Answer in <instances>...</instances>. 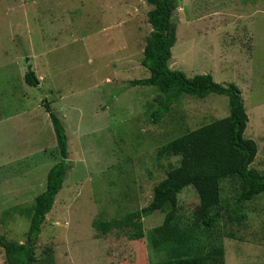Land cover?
<instances>
[{
	"label": "rangeland",
	"instance_id": "rangeland-1",
	"mask_svg": "<svg viewBox=\"0 0 264 264\" xmlns=\"http://www.w3.org/2000/svg\"><path fill=\"white\" fill-rule=\"evenodd\" d=\"M151 9L145 0H0V234L7 240L25 241L34 198L60 160L43 101L67 136L68 170L41 226L38 259L47 247L54 264L165 259L147 237L130 241L117 230L103 236L92 222L146 207L153 188L177 165V158H158V148L227 117L229 104L223 95L183 96L158 123L152 121L162 95L131 83L149 76L141 62ZM171 21L176 42L170 68L237 86L250 123L262 121L264 0H174ZM28 65L39 80L36 87L24 82ZM214 110L225 114L215 116ZM203 115L209 119L202 121ZM251 130L244 132L258 147L251 167L264 174V136H250ZM257 132L262 135V128ZM220 190L229 212L205 237L212 234L211 241L222 244L224 264H264V195L239 205L237 177L222 180ZM197 204L192 187L178 196L188 221ZM163 217L156 211L143 218L145 234Z\"/></svg>",
	"mask_w": 264,
	"mask_h": 264
},
{
	"label": "trees",
	"instance_id": "trees-1",
	"mask_svg": "<svg viewBox=\"0 0 264 264\" xmlns=\"http://www.w3.org/2000/svg\"><path fill=\"white\" fill-rule=\"evenodd\" d=\"M145 1L152 6L147 15L151 33L141 65L149 76L131 83L154 87L162 95L159 107L151 114L152 121L158 123L183 96L200 99L210 94L226 96L229 115L160 146L158 158L178 160L177 165L171 167L165 178L153 188L149 204L118 219L94 220L92 226L103 236L117 230L123 231L130 241L147 237L152 248L165 255L163 261L148 264H224L222 244L212 242V234L205 237L206 231L210 234L223 215L229 212V200L222 198L220 182L235 177L241 180L242 191L234 199L239 205L264 195V174L251 167L257 145L243 136L248 116L241 91L233 84L222 86L216 83L209 74L187 77L183 72L171 69V49L176 42V28L171 21L174 0ZM24 82L30 87L39 84L29 65ZM42 105L52 125L60 160L49 169L44 191L34 198L25 241L16 243L0 234L5 264H54L51 247L45 248L43 259L36 257L35 247L41 226L52 210L68 170V146L62 122L49 102L43 101ZM187 187L193 188L198 199L189 221L178 205V196ZM156 211L164 213L163 221L145 234L142 219Z\"/></svg>",
	"mask_w": 264,
	"mask_h": 264
},
{
	"label": "crops",
	"instance_id": "crops-1",
	"mask_svg": "<svg viewBox=\"0 0 264 264\" xmlns=\"http://www.w3.org/2000/svg\"><path fill=\"white\" fill-rule=\"evenodd\" d=\"M242 94V93H241ZM242 96V95H241ZM243 104H244V102H243ZM209 108V107H208ZM245 108V107H244ZM212 108H209V110H211ZM245 111H247L246 109H245ZM219 112H220V114H218V110H214V114H215V116H218V117H220V116H222V115H224L225 114V111L224 110H219ZM246 114H247V112H246ZM247 116H248V121H247V124H246V128H247V126H250V129H251V127H252V130L250 131V133H251V135L250 136H255L254 134H256V138H262L263 136H264V117L262 118V121H257L258 120V118L256 119V120H254L253 122H251L250 123V116L247 114ZM216 118V117H215ZM205 119H209V117H207L206 115H203L202 117H201V120L203 121V120H205ZM220 119V118H219ZM211 120V119H210ZM209 120V121H210ZM215 120V119H214ZM206 123V122H205ZM246 128H245V130H246ZM259 128H262V135L260 134V132H257L258 131V129ZM245 132V131H244ZM243 136H244V134H243ZM246 139V138H245ZM251 140V139H250ZM256 143V142H255ZM257 145V144H256ZM257 150H258V147H257Z\"/></svg>",
	"mask_w": 264,
	"mask_h": 264
}]
</instances>
